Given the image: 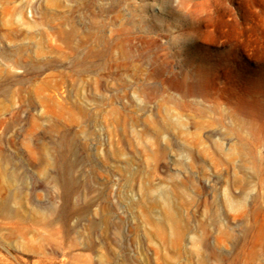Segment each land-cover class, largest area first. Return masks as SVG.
Masks as SVG:
<instances>
[{
    "label": "rangeland",
    "instance_id": "rangeland-1",
    "mask_svg": "<svg viewBox=\"0 0 264 264\" xmlns=\"http://www.w3.org/2000/svg\"><path fill=\"white\" fill-rule=\"evenodd\" d=\"M0 264H264V0H0Z\"/></svg>",
    "mask_w": 264,
    "mask_h": 264
},
{
    "label": "bare ground",
    "instance_id": "bare-ground-1",
    "mask_svg": "<svg viewBox=\"0 0 264 264\" xmlns=\"http://www.w3.org/2000/svg\"><path fill=\"white\" fill-rule=\"evenodd\" d=\"M103 44H104V43H103ZM73 51H74V50H73ZM183 103H185V102H183ZM182 106H183V105H182ZM231 111H232V110H231ZM231 111H230V112H231ZM195 112H196V111H195ZM236 112H237V111H236ZM231 113H232V112H231ZM238 113H239V112H238ZM258 113H259V112H258ZM244 124H245V122H244ZM253 126L255 127L254 124H253ZM245 127H246V126H245ZM262 232H263V231H262ZM262 232H261V233H262ZM262 241H263V240H262Z\"/></svg>",
    "mask_w": 264,
    "mask_h": 264
}]
</instances>
